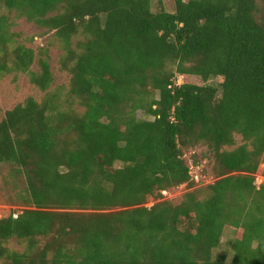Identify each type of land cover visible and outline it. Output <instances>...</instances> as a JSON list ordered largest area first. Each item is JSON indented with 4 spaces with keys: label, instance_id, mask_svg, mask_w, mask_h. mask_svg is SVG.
I'll list each match as a JSON object with an SVG mask.
<instances>
[{
    "label": "trees",
    "instance_id": "trees-1",
    "mask_svg": "<svg viewBox=\"0 0 264 264\" xmlns=\"http://www.w3.org/2000/svg\"><path fill=\"white\" fill-rule=\"evenodd\" d=\"M174 3L0 0L55 32L68 97L86 107L64 109L50 91L0 122V165L24 177L27 204L0 219V264H264V184L255 177L264 161V0ZM12 25L0 12V72H29L36 53L12 47ZM40 63L30 76L47 91L53 74ZM198 146L218 177L203 188L208 196L147 207L148 196L201 181L185 158ZM227 226L235 235L223 245Z\"/></svg>",
    "mask_w": 264,
    "mask_h": 264
},
{
    "label": "rangeland",
    "instance_id": "rangeland-1",
    "mask_svg": "<svg viewBox=\"0 0 264 264\" xmlns=\"http://www.w3.org/2000/svg\"><path fill=\"white\" fill-rule=\"evenodd\" d=\"M159 1L160 0H154L155 5ZM162 1L169 11L175 9L174 0ZM0 12L7 14L10 21L13 22L11 30L15 33V42L12 44V47L24 45L25 47L32 48L36 53V58L29 72L18 71L13 69V67L8 71L0 72V122L4 118L6 112L16 105L24 103L29 97H34L42 101L50 91L58 92L61 95L62 107L64 109H74L79 113H84L86 107L80 101L70 100L68 97L71 75L62 68L61 60L65 54V49L62 41L56 37L55 32L28 21L25 17H20L16 12H8L4 8H0ZM43 50L47 52L43 53ZM41 58L49 62L53 74V82L47 91L41 90L34 84L30 76L31 71L41 73L43 69L40 63ZM187 78L189 82L201 85L204 84L202 78L199 76L191 75ZM142 116H144V114ZM236 140V146L243 144L240 135L236 136ZM236 146L226 148L231 150ZM205 151L207 157H204L199 164V168L193 160L201 157ZM210 155V150L204 146L186 150L185 158L192 167V174L196 181H201L195 183L193 186L181 185L163 190L160 193H156L154 196H148L145 205L147 207H152L157 202L165 200L171 201L174 204H179L184 200L186 194L191 191H196L200 198L208 196V192L204 191L203 188L218 180L213 168L214 163ZM255 177L256 186L260 188V186L264 184V161L261 162ZM25 187L26 182L22 175H16L14 169L10 165H0V219L8 217L11 214L17 215L27 208V204L23 198ZM225 231L226 235L222 238L223 245L228 237H233V235H235V230L233 227L231 228V226H227ZM9 246L14 249L24 248L17 240L9 243Z\"/></svg>",
    "mask_w": 264,
    "mask_h": 264
},
{
    "label": "built area",
    "instance_id": "built-area-1",
    "mask_svg": "<svg viewBox=\"0 0 264 264\" xmlns=\"http://www.w3.org/2000/svg\"><path fill=\"white\" fill-rule=\"evenodd\" d=\"M182 78H183V77L180 78L179 83H182V82H183Z\"/></svg>",
    "mask_w": 264,
    "mask_h": 264
}]
</instances>
